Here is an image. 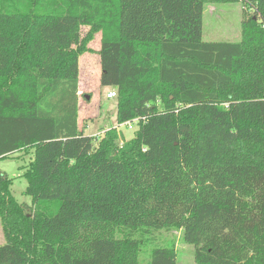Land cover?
<instances>
[{"label":"trees","instance_id":"obj_1","mask_svg":"<svg viewBox=\"0 0 264 264\" xmlns=\"http://www.w3.org/2000/svg\"><path fill=\"white\" fill-rule=\"evenodd\" d=\"M212 2L250 10L239 41L202 40ZM97 33L115 122L137 121L122 145L77 125ZM24 150L31 210L0 170V264H139L160 207L185 208L196 264H264V0H0V161Z\"/></svg>","mask_w":264,"mask_h":264},{"label":"rangeland","instance_id":"obj_2","mask_svg":"<svg viewBox=\"0 0 264 264\" xmlns=\"http://www.w3.org/2000/svg\"><path fill=\"white\" fill-rule=\"evenodd\" d=\"M248 11V12H246ZM243 13H250L241 3H207L204 6L202 17V40L204 42H237L240 40L241 20ZM88 28H81L84 37ZM100 33L93 36L88 43V51L79 58L78 76V129L90 137H102L110 129H117L116 144L122 145L129 141L137 129L132 125L128 130L123 124L115 122L116 101L107 99L111 88H102L99 84L100 65L98 51L100 49ZM88 97V99H86ZM32 159V151H20L7 159L0 161V170L12 180L10 191L14 199L31 210V198L24 194L26 180L23 174ZM162 208V207H160ZM158 208L157 214L150 218L151 222L158 221V225L169 227L160 228L154 232L153 242L147 239L139 253V264H147L150 252L155 247H172L175 252V264H196L193 257V246L184 243L181 229L172 228L185 214V208L176 209L173 217L167 220L166 214ZM30 210L27 208L28 213ZM3 235L0 224V245L3 244Z\"/></svg>","mask_w":264,"mask_h":264},{"label":"built area","instance_id":"obj_3","mask_svg":"<svg viewBox=\"0 0 264 264\" xmlns=\"http://www.w3.org/2000/svg\"><path fill=\"white\" fill-rule=\"evenodd\" d=\"M115 98V93L113 91H110L107 93V99H114ZM137 121L133 120L131 122H127L125 124H123L128 130L132 129V125H136Z\"/></svg>","mask_w":264,"mask_h":264},{"label":"water","instance_id":"obj_4","mask_svg":"<svg viewBox=\"0 0 264 264\" xmlns=\"http://www.w3.org/2000/svg\"><path fill=\"white\" fill-rule=\"evenodd\" d=\"M86 99H88V97H86Z\"/></svg>","mask_w":264,"mask_h":264}]
</instances>
